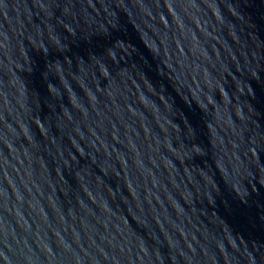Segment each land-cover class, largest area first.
<instances>
[{
  "label": "water",
  "instance_id": "1",
  "mask_svg": "<svg viewBox=\"0 0 264 264\" xmlns=\"http://www.w3.org/2000/svg\"><path fill=\"white\" fill-rule=\"evenodd\" d=\"M0 264H264V0H0Z\"/></svg>",
  "mask_w": 264,
  "mask_h": 264
}]
</instances>
